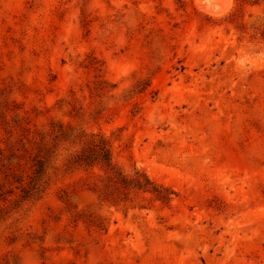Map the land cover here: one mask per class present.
<instances>
[{"label":"rangeland","instance_id":"1","mask_svg":"<svg viewBox=\"0 0 264 264\" xmlns=\"http://www.w3.org/2000/svg\"><path fill=\"white\" fill-rule=\"evenodd\" d=\"M68 129L170 199L80 145L22 198ZM0 264H264V0H0Z\"/></svg>","mask_w":264,"mask_h":264},{"label":"trees","instance_id":"2","mask_svg":"<svg viewBox=\"0 0 264 264\" xmlns=\"http://www.w3.org/2000/svg\"><path fill=\"white\" fill-rule=\"evenodd\" d=\"M47 140L40 138L36 152L31 157V174L27 185L22 188V198H40L50 181V169H56L55 162L61 155L59 147L68 149L80 145L76 150H70L63 165L71 168L99 167L106 173L107 178L118 184L124 191H147L153 193L158 199L168 201L170 193L167 188L155 184L145 172L136 169L132 175L125 174L112 161V151L109 140L103 134H78L71 129L61 134H48Z\"/></svg>","mask_w":264,"mask_h":264},{"label":"bare ground","instance_id":"3","mask_svg":"<svg viewBox=\"0 0 264 264\" xmlns=\"http://www.w3.org/2000/svg\"><path fill=\"white\" fill-rule=\"evenodd\" d=\"M201 1V0H200ZM218 5V4H217ZM209 7V6H208ZM212 8V7H211ZM208 9V8H207Z\"/></svg>","mask_w":264,"mask_h":264}]
</instances>
